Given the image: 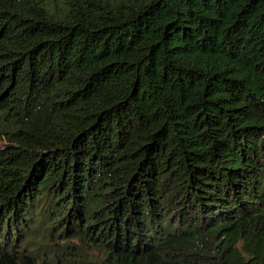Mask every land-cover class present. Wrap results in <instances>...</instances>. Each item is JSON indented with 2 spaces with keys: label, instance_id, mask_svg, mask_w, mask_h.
Here are the masks:
<instances>
[{
  "label": "trees",
  "instance_id": "obj_1",
  "mask_svg": "<svg viewBox=\"0 0 264 264\" xmlns=\"http://www.w3.org/2000/svg\"><path fill=\"white\" fill-rule=\"evenodd\" d=\"M0 264H264V0H0Z\"/></svg>",
  "mask_w": 264,
  "mask_h": 264
}]
</instances>
